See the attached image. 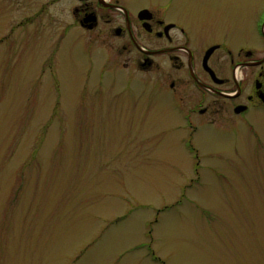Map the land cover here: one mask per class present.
<instances>
[{
  "label": "rangeland",
  "instance_id": "obj_1",
  "mask_svg": "<svg viewBox=\"0 0 264 264\" xmlns=\"http://www.w3.org/2000/svg\"><path fill=\"white\" fill-rule=\"evenodd\" d=\"M204 1L229 48L259 44L264 0ZM5 2L0 264H264V115L190 132L76 33L8 37Z\"/></svg>",
  "mask_w": 264,
  "mask_h": 264
},
{
  "label": "flooded vegetation",
  "instance_id": "obj_2",
  "mask_svg": "<svg viewBox=\"0 0 264 264\" xmlns=\"http://www.w3.org/2000/svg\"><path fill=\"white\" fill-rule=\"evenodd\" d=\"M4 1V21L13 24L8 37L19 28L56 29L67 40L76 33L102 54L113 79L121 77L122 94L133 82L148 88L140 100L163 101L190 132L197 124L252 127L247 117L264 115V8L251 17L253 34L242 31L256 34L259 44L243 40L229 48L198 19L202 0ZM16 13L22 15L10 24Z\"/></svg>",
  "mask_w": 264,
  "mask_h": 264
}]
</instances>
